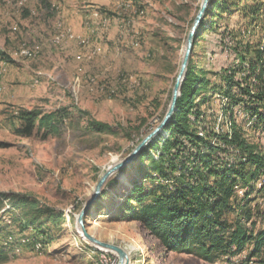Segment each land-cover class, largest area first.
<instances>
[{
	"label": "rangeland",
	"instance_id": "1",
	"mask_svg": "<svg viewBox=\"0 0 264 264\" xmlns=\"http://www.w3.org/2000/svg\"><path fill=\"white\" fill-rule=\"evenodd\" d=\"M63 2L0 0V194L29 196L64 220L60 226L45 225L49 228L45 252H39V243L34 251L19 245L2 249L3 240L11 236L18 240L34 231L21 230L22 210L0 202V264H118L116 253L98 249L81 237L77 217L106 170L124 160L161 123L201 5V0L86 1L85 6L98 8L85 21L87 35L73 31L89 41L88 45L71 42L78 47L76 53L46 44L53 24L54 33L60 26L70 28L57 19L56 7ZM121 2L128 3L127 10ZM86 10L90 8L80 9L82 14ZM39 24L47 33L38 30ZM204 40L194 52L195 65L208 71L226 66L217 38L206 35ZM28 48L38 50V57L25 58L22 53ZM216 107L202 109L208 120ZM23 111L57 114L56 131L35 129L25 135L19 117ZM93 122L109 128L87 134ZM134 166L132 162L127 171L115 173L109 181L117 184L105 186L106 194L89 209L84 224L92 236L124 249L129 264H234L238 260L231 251L209 258L198 250L170 252L143 224L131 221L121 204L141 179ZM263 184L264 178L258 181V189ZM144 186L151 189L149 181ZM243 194L237 191V209L226 222L230 231L242 221L257 236L264 231V193L251 195L250 201L241 199ZM252 251L248 244L243 255ZM259 260H264V248Z\"/></svg>",
	"mask_w": 264,
	"mask_h": 264
},
{
	"label": "trees",
	"instance_id": "2",
	"mask_svg": "<svg viewBox=\"0 0 264 264\" xmlns=\"http://www.w3.org/2000/svg\"><path fill=\"white\" fill-rule=\"evenodd\" d=\"M206 35L217 38L228 61L217 71L195 65L194 52ZM212 104L217 107L208 120L202 109ZM19 117L27 136L35 129L56 131L57 114L23 111ZM108 128L93 122L87 134ZM132 162L141 179L134 182L121 210L166 249L189 254L198 250L207 258L231 251L232 258L238 257L234 264H264L256 261L264 248V231L254 236L242 221L229 231L226 222L237 209L238 190L244 192V201L264 193V184L257 187L264 178V0H209L175 113ZM147 181L151 189L145 188ZM111 184L117 181L110 180L106 187ZM105 194L102 191L99 200ZM0 202L22 210L21 230L34 231L21 235L25 244L11 236L1 248L19 245L34 251L39 243V252H45L49 233L45 225L60 226L63 218L26 195L2 193ZM248 244L253 251L244 256Z\"/></svg>",
	"mask_w": 264,
	"mask_h": 264
},
{
	"label": "water",
	"instance_id": "3",
	"mask_svg": "<svg viewBox=\"0 0 264 264\" xmlns=\"http://www.w3.org/2000/svg\"><path fill=\"white\" fill-rule=\"evenodd\" d=\"M208 4H209V0H201L199 11L194 19V22L187 36L180 69L175 79V83H174L173 90H172L170 104H169L167 112L165 113L161 123L124 160H122L121 162L115 164L114 166L106 170V172L102 175L98 184L96 185L92 197L85 204V206L83 207V209L81 210L80 214L77 217V225L80 227L81 237L84 240L91 243L92 245H94L98 249L116 253L118 257V264H129L128 255L126 251L122 249L121 247L115 246L110 243L102 242L98 240L97 238H95L94 236H92L85 228L84 219L89 209L95 204L97 199L100 197L102 190L108 183L109 179L115 173L123 170L135 158H137L139 154L142 152V150L145 148V146L150 141H152L156 136H158L170 122V119L172 118L176 110L177 100L181 96L182 83L186 75V70H187L189 59L193 52L194 37L204 17V14L208 8Z\"/></svg>",
	"mask_w": 264,
	"mask_h": 264
},
{
	"label": "crops",
	"instance_id": "4",
	"mask_svg": "<svg viewBox=\"0 0 264 264\" xmlns=\"http://www.w3.org/2000/svg\"><path fill=\"white\" fill-rule=\"evenodd\" d=\"M63 1H64L63 6H60L58 4L57 5L58 8L56 7V9L59 10V12L57 14L58 15L57 19L60 18L61 20H63L64 23L67 26H69L70 28H72L76 34L83 35V36L87 35L88 31H87V28L85 26V21L88 18V14L90 13V11L92 9H96L98 7L91 6V5L85 6L86 1H89L88 3L91 2V3H96V4H99L100 2H98V0H63ZM127 4L128 3L121 2V6L124 7L126 10H127ZM121 6L119 5L118 7H121ZM89 8H90V10H86L85 14H82L83 12L80 11V9H82L84 11V9H89ZM52 27H51V33L50 32L47 33V28L44 25H40L38 28V30L40 32L50 34L49 38L46 42V44H48L49 47L51 46L50 40H51V37L53 36L55 25L53 24ZM71 42H74V41H71ZM71 42H66L61 47H59L61 49H57V50H61L64 52V51H67L69 49H72V51H75L77 53L78 47L75 44H72ZM76 53H74L73 55H75ZM39 58H41V57H39ZM3 89H4V87H3Z\"/></svg>",
	"mask_w": 264,
	"mask_h": 264
},
{
	"label": "bare ground",
	"instance_id": "5",
	"mask_svg": "<svg viewBox=\"0 0 264 264\" xmlns=\"http://www.w3.org/2000/svg\"><path fill=\"white\" fill-rule=\"evenodd\" d=\"M103 29H107L106 23H103ZM91 33H94V31H91ZM71 41L76 42L78 45L89 44L88 40H83L81 37L77 36L71 28H66L61 26L58 28L53 38L50 40V44L54 48H59L66 42H71ZM22 55L27 59H34L38 57L39 52L36 49L28 48L22 53Z\"/></svg>",
	"mask_w": 264,
	"mask_h": 264
}]
</instances>
